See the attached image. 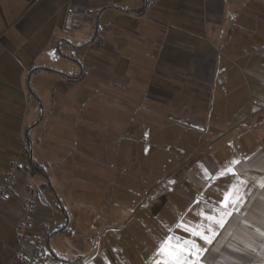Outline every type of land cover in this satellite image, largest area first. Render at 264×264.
<instances>
[{
    "label": "crops",
    "instance_id": "obj_1",
    "mask_svg": "<svg viewBox=\"0 0 264 264\" xmlns=\"http://www.w3.org/2000/svg\"><path fill=\"white\" fill-rule=\"evenodd\" d=\"M76 147L95 153L107 177L96 191L114 196L124 237L73 236L48 204ZM11 162L0 264H24L15 230L28 187V233L42 242L29 264H156L180 228L214 238L195 241L199 264H264V0H0V186ZM140 178L145 199L122 222V185L141 194ZM225 194L242 210L222 206Z\"/></svg>",
    "mask_w": 264,
    "mask_h": 264
},
{
    "label": "rangeland",
    "instance_id": "obj_2",
    "mask_svg": "<svg viewBox=\"0 0 264 264\" xmlns=\"http://www.w3.org/2000/svg\"><path fill=\"white\" fill-rule=\"evenodd\" d=\"M40 131H42V133L46 132L43 128H41ZM121 152L122 156L126 153L125 146L121 147ZM94 154L95 153L92 152L81 153L80 148L76 147V155L73 156V163L75 164L73 167L74 169L72 168L67 177H58L55 182H53L52 178L49 179L53 186L50 187L47 185V192L50 196L47 202L52 209H56L60 215H63L65 219L68 220L69 230H71L70 233L73 236H77L80 233L85 235L88 234L93 244L96 245V243L101 242L103 236L115 234L124 237L127 235L125 231L127 228L122 226L120 233L112 230V216H109L108 212L110 214L112 212V201L114 196L112 197V195L105 194L104 197H102L103 195L97 193L98 190L96 191V187L99 186V184L101 186L102 183H105L107 177H105L103 170L95 164L96 162L93 158ZM81 155L86 159L83 160ZM80 163L84 164L86 168L83 167V170H81L77 167V165L80 166ZM65 164L66 163H62L61 170L65 169ZM141 165H143V163ZM44 166L46 173L50 174L52 171L51 164H45ZM125 178L124 181H130L129 177L125 176ZM140 179L136 187L140 188L139 191L141 194H138V192L136 194L133 193V190L131 191L129 189L128 184H125V186L122 185V188L125 187L123 191L131 192L129 195H121V205L128 208L130 207V209H126L127 211L122 213V222H127L129 220L130 214L135 207L134 204L145 199L148 190L144 188V178ZM110 180L113 179L110 178ZM105 198L109 199L110 202H107ZM58 199L62 200V202ZM124 199L128 203L124 202ZM102 204H104L103 208L101 206L96 209L95 206H100ZM62 205L63 207H61ZM109 206H111V209L108 208ZM59 207L63 208V210ZM73 224L74 227L72 226Z\"/></svg>",
    "mask_w": 264,
    "mask_h": 264
},
{
    "label": "built area",
    "instance_id": "obj_3",
    "mask_svg": "<svg viewBox=\"0 0 264 264\" xmlns=\"http://www.w3.org/2000/svg\"><path fill=\"white\" fill-rule=\"evenodd\" d=\"M71 14L66 18V23L63 27L64 32H68L72 27L73 8ZM17 166L15 162H11L4 175V180L0 186V201H7L11 198L14 190V183L16 181L15 170ZM29 197L23 202V219L18 223L15 233L18 242L17 255L18 259L24 264L34 263L40 257L42 242L38 237H31L29 230L32 228L33 215L36 207V195L32 187H28ZM46 230V227H45ZM29 246V248H28ZM29 249V250H28ZM29 252V255L27 253Z\"/></svg>",
    "mask_w": 264,
    "mask_h": 264
},
{
    "label": "snow or ice",
    "instance_id": "obj_4",
    "mask_svg": "<svg viewBox=\"0 0 264 264\" xmlns=\"http://www.w3.org/2000/svg\"><path fill=\"white\" fill-rule=\"evenodd\" d=\"M242 200L238 194L234 202H231L230 196L225 194L224 200L221 202L222 206H227L231 208H236L237 205H241L242 210ZM246 203V201H244ZM236 214L235 212L232 214ZM247 215V213H245ZM231 221V215L229 216V222ZM221 229L226 227L225 223L220 224ZM188 232V235H192V232L188 228H180L178 230L174 229L169 232L167 236L160 242L157 246V251L155 255L157 256L156 264H199L197 259L200 256L203 249L195 242L198 239H204L209 245L213 243V239H208L203 232H197V234L190 241L187 237L180 235L179 233ZM175 232V235H173ZM258 234L264 235V230L258 232Z\"/></svg>",
    "mask_w": 264,
    "mask_h": 264
}]
</instances>
